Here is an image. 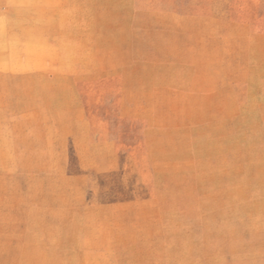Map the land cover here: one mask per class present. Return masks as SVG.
Returning <instances> with one entry per match:
<instances>
[{"label":"rangeland","instance_id":"obj_1","mask_svg":"<svg viewBox=\"0 0 264 264\" xmlns=\"http://www.w3.org/2000/svg\"><path fill=\"white\" fill-rule=\"evenodd\" d=\"M0 264H264V0H0Z\"/></svg>","mask_w":264,"mask_h":264}]
</instances>
